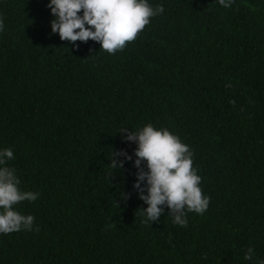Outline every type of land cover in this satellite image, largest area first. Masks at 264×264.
<instances>
[{"label":"trees","instance_id":"obj_1","mask_svg":"<svg viewBox=\"0 0 264 264\" xmlns=\"http://www.w3.org/2000/svg\"><path fill=\"white\" fill-rule=\"evenodd\" d=\"M48 3L0 0V149L39 193L15 206L33 227L0 234V264L264 260V0H149L164 12L112 54L53 34ZM148 123L189 146L210 198L184 226L139 212L120 131Z\"/></svg>","mask_w":264,"mask_h":264},{"label":"clouds","instance_id":"obj_2","mask_svg":"<svg viewBox=\"0 0 264 264\" xmlns=\"http://www.w3.org/2000/svg\"><path fill=\"white\" fill-rule=\"evenodd\" d=\"M230 8L234 0H215ZM47 7L53 19L51 31L62 41L98 42L101 49L112 54L133 41L149 24L150 18L162 14V4L153 6L149 0H49ZM3 21L0 20V28ZM128 133L125 142L136 144L134 167L137 169L133 188L138 198L147 205L139 212L147 221H157L169 210L174 224H187L186 212L202 214L210 198L202 193L201 177L193 167V153L187 144L167 128H156L151 123ZM116 155L132 161L127 152ZM14 158L11 148L0 149V234L32 230L34 217L22 214L15 206L21 202L37 200L39 193L20 188L15 169L7 166ZM124 160L112 159L113 169L122 167ZM146 162L147 171L144 170ZM255 250L248 247L244 260L253 264Z\"/></svg>","mask_w":264,"mask_h":264}]
</instances>
